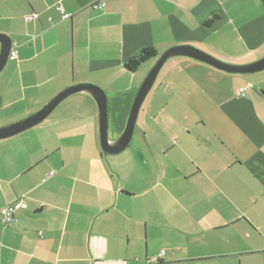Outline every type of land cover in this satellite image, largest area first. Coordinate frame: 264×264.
Wrapping results in <instances>:
<instances>
[{
  "label": "crops",
  "instance_id": "0c3cea01",
  "mask_svg": "<svg viewBox=\"0 0 264 264\" xmlns=\"http://www.w3.org/2000/svg\"><path fill=\"white\" fill-rule=\"evenodd\" d=\"M0 34L15 53L0 72V128L69 87L92 85L105 93L115 141L168 49L193 47L234 65L262 59L264 6L0 0ZM146 48L157 57L127 71ZM169 60L118 155L102 153L97 106L84 93L0 140V210L25 206L11 225L0 217V264H147L160 253L152 264H264V71L230 75Z\"/></svg>",
  "mask_w": 264,
  "mask_h": 264
},
{
  "label": "water",
  "instance_id": "95a60500",
  "mask_svg": "<svg viewBox=\"0 0 264 264\" xmlns=\"http://www.w3.org/2000/svg\"><path fill=\"white\" fill-rule=\"evenodd\" d=\"M260 1L264 6V0ZM10 50L11 41L9 37L0 34V72L8 60ZM176 57L188 58L230 75H250L264 71V57L254 63L234 65L221 61L193 47H173L168 49L158 58L155 65L143 81L131 105L124 131L117 140L110 141L108 138L107 100L105 93L100 88L92 85H77L65 89L33 115L15 124L0 128V140L13 137L38 125L48 118L57 106L69 96L84 93L90 96L97 106L99 115V142L102 153L105 155H118L129 146L141 105L153 87L158 73L166 61Z\"/></svg>",
  "mask_w": 264,
  "mask_h": 264
},
{
  "label": "built area",
  "instance_id": "2783aa9c",
  "mask_svg": "<svg viewBox=\"0 0 264 264\" xmlns=\"http://www.w3.org/2000/svg\"><path fill=\"white\" fill-rule=\"evenodd\" d=\"M103 4L95 3L93 7L95 8H102ZM64 18H68V16H64ZM9 58L14 59L15 53H11ZM244 93V89L239 91V95ZM25 206L21 203H16L13 205L6 206L0 210V217L4 224H10L15 221V213L20 210L21 208H24ZM163 256V253H160L157 257L152 258L149 262H153L156 260H159Z\"/></svg>",
  "mask_w": 264,
  "mask_h": 264
},
{
  "label": "trees",
  "instance_id": "16d2710c",
  "mask_svg": "<svg viewBox=\"0 0 264 264\" xmlns=\"http://www.w3.org/2000/svg\"><path fill=\"white\" fill-rule=\"evenodd\" d=\"M155 57H157V52L154 49L146 48V49H143L141 52H139L134 57H132L131 59L127 60L126 63L124 64V67L127 71L134 73L141 66V64H143V63H145V62H147L150 59L155 58ZM15 221H16V219H15ZM14 222H12L10 224H6V225H11ZM150 260H151V258L147 260V264H152V263L158 262V260L153 261V262H149Z\"/></svg>",
  "mask_w": 264,
  "mask_h": 264
},
{
  "label": "rangeland",
  "instance_id": "374dc122",
  "mask_svg": "<svg viewBox=\"0 0 264 264\" xmlns=\"http://www.w3.org/2000/svg\"><path fill=\"white\" fill-rule=\"evenodd\" d=\"M176 58H177V57H176ZM178 58H180V57H178ZM181 58H183V57H181ZM169 61H173V60L170 59ZM254 62H256V61H254ZM254 62H252V63H254ZM170 63H171V62H169V63L167 64L166 68L169 67ZM152 68H153V67H152ZM166 68H165V69H166ZM220 72H221V71H220ZM222 73H224V72H222ZM261 73H263V72H261ZM157 77H158V76H157ZM162 77H163V74H161V76H160L159 79H162ZM201 79H202V78H201ZM158 82H159V80L156 79V82H155V85H156V86H155V85L153 86V87H154V88H153L154 90H156V89H158V90L160 89V90H161V89H162V87L158 86ZM202 83H203V80H202ZM152 92H153V90H152ZM149 94H150V93H149ZM151 95H152V94H151ZM171 95H172V94H171ZM156 106H157V105H153L154 109H155ZM139 117H140V114H139ZM138 120H139V119H138ZM136 126H138V124H137ZM126 153H127V154L130 153V150H128Z\"/></svg>",
  "mask_w": 264,
  "mask_h": 264
}]
</instances>
